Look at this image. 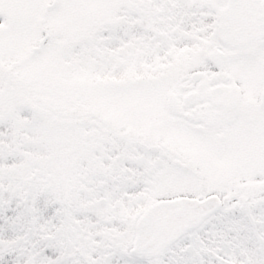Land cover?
<instances>
[{
	"label": "snow or ice",
	"instance_id": "6c2138e0",
	"mask_svg": "<svg viewBox=\"0 0 264 264\" xmlns=\"http://www.w3.org/2000/svg\"><path fill=\"white\" fill-rule=\"evenodd\" d=\"M0 264H264V0H0Z\"/></svg>",
	"mask_w": 264,
	"mask_h": 264
}]
</instances>
